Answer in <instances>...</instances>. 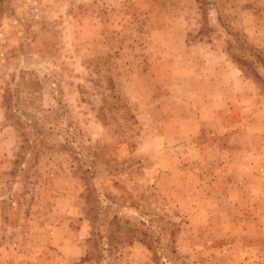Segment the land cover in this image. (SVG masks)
Here are the masks:
<instances>
[{"label":"rangeland","instance_id":"rangeland-1","mask_svg":"<svg viewBox=\"0 0 264 264\" xmlns=\"http://www.w3.org/2000/svg\"><path fill=\"white\" fill-rule=\"evenodd\" d=\"M0 264H264V0H0Z\"/></svg>","mask_w":264,"mask_h":264}]
</instances>
